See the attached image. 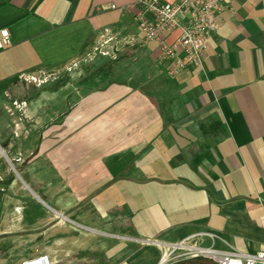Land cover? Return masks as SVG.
Returning a JSON list of instances; mask_svg holds the SVG:
<instances>
[{"label":"crops","instance_id":"0c3cea01","mask_svg":"<svg viewBox=\"0 0 264 264\" xmlns=\"http://www.w3.org/2000/svg\"><path fill=\"white\" fill-rule=\"evenodd\" d=\"M134 1L0 0V264H164L200 232L264 251V0H226L174 76Z\"/></svg>","mask_w":264,"mask_h":264},{"label":"built area","instance_id":"2783aa9c","mask_svg":"<svg viewBox=\"0 0 264 264\" xmlns=\"http://www.w3.org/2000/svg\"><path fill=\"white\" fill-rule=\"evenodd\" d=\"M129 9L133 10L137 26L144 37L158 44L159 59L169 64V74L174 76L183 69L201 65L208 41L218 30L217 15L230 8L226 0H135ZM176 29L180 31L179 37L172 45H167L164 35ZM112 40L113 37L108 36L106 31L94 51L107 55V52L101 51L99 47ZM9 44L7 28H0V50ZM48 77L50 76L42 74L40 77L29 76L25 80L40 86L48 81ZM6 110L10 115L17 112L24 117L26 104L13 101ZM206 239L210 240L208 245L204 243ZM191 241L193 243L181 241L173 246V250L182 248L193 257H206L215 264H264V251L248 253L218 249L214 246V235L210 232H200L193 236ZM23 264H46V256L40 261Z\"/></svg>","mask_w":264,"mask_h":264},{"label":"rangeland","instance_id":"374dc122","mask_svg":"<svg viewBox=\"0 0 264 264\" xmlns=\"http://www.w3.org/2000/svg\"><path fill=\"white\" fill-rule=\"evenodd\" d=\"M50 72V71H48ZM48 72H45L46 75H49ZM50 76V75H49ZM50 80V77H48V81ZM171 259L169 260H166L164 264H175L177 262H186V261H192L195 257L192 256L191 253L185 251V250H175L171 255H170ZM202 258H205L206 257H202ZM209 259V258H207ZM212 261V260H211ZM211 261H196L197 263L201 264V263H204V264H214L212 263Z\"/></svg>","mask_w":264,"mask_h":264},{"label":"trees","instance_id":"16d2710c","mask_svg":"<svg viewBox=\"0 0 264 264\" xmlns=\"http://www.w3.org/2000/svg\"><path fill=\"white\" fill-rule=\"evenodd\" d=\"M211 261L210 259H205V258H202V257H195L192 261H186V262H177L175 264H199L197 263L196 261ZM212 263H214L213 261H211ZM201 264H204V263H201ZM215 264V263H214Z\"/></svg>","mask_w":264,"mask_h":264},{"label":"bare ground","instance_id":"6f19581e","mask_svg":"<svg viewBox=\"0 0 264 264\" xmlns=\"http://www.w3.org/2000/svg\"><path fill=\"white\" fill-rule=\"evenodd\" d=\"M175 250H181L182 251V248H176L174 250L171 251V253H169V256L175 251ZM167 256L164 257L163 260H166ZM170 258V257H169Z\"/></svg>","mask_w":264,"mask_h":264}]
</instances>
